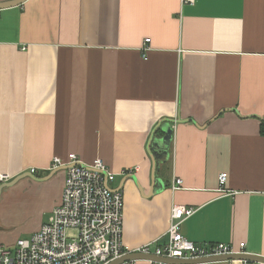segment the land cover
Listing matches in <instances>:
<instances>
[{
  "label": "crops",
  "instance_id": "obj_1",
  "mask_svg": "<svg viewBox=\"0 0 264 264\" xmlns=\"http://www.w3.org/2000/svg\"><path fill=\"white\" fill-rule=\"evenodd\" d=\"M166 119L175 121L157 171L163 188L145 197L147 145ZM262 119L264 0H26L0 9V174L45 176L54 156L69 153L101 159L119 176L111 189L124 179L128 249L163 243L172 207L183 205L194 208L179 226L187 239L244 242L264 256ZM26 178L45 185L52 215L64 171L16 183Z\"/></svg>",
  "mask_w": 264,
  "mask_h": 264
},
{
  "label": "built area",
  "instance_id": "obj_2",
  "mask_svg": "<svg viewBox=\"0 0 264 264\" xmlns=\"http://www.w3.org/2000/svg\"><path fill=\"white\" fill-rule=\"evenodd\" d=\"M148 41L149 38L145 39ZM61 167H64V183L60 202L52 210V218L28 238L17 239L13 248L0 244V264H107L132 252L177 259L245 252L244 242L236 249L228 243L198 244L183 236L179 226L194 213V208L183 205L172 207L163 243L157 240L128 249L122 240L123 196L121 190L109 186L115 173L101 159L85 162L75 153H69L65 159L54 156L48 169ZM226 175L224 172L219 175L220 185L224 184ZM8 179L7 174H0V183ZM181 182L180 178H175L172 188H178ZM241 262L252 264L247 260Z\"/></svg>",
  "mask_w": 264,
  "mask_h": 264
},
{
  "label": "rangeland",
  "instance_id": "obj_3",
  "mask_svg": "<svg viewBox=\"0 0 264 264\" xmlns=\"http://www.w3.org/2000/svg\"><path fill=\"white\" fill-rule=\"evenodd\" d=\"M118 179L119 176H116L111 185L116 184ZM9 189L0 196V232L5 239L4 245L13 248L17 239L30 236L37 223L48 222L52 218L49 210L51 198L46 194L44 184L29 178Z\"/></svg>",
  "mask_w": 264,
  "mask_h": 264
},
{
  "label": "water",
  "instance_id": "obj_4",
  "mask_svg": "<svg viewBox=\"0 0 264 264\" xmlns=\"http://www.w3.org/2000/svg\"><path fill=\"white\" fill-rule=\"evenodd\" d=\"M26 0H6L0 2V9L8 8L12 6H17L22 4ZM175 121L174 119H166L160 122L156 126V129L159 128L162 132V136H158L153 131L148 145V154L152 162V169H151V191L149 194H147L145 197L152 196L156 191H159L163 188L162 182L157 177V171L160 166V161L163 160L164 157L168 154V145L170 142L171 137V127L167 125V123ZM179 121H186V120H179ZM64 167L61 168H55L51 170L48 174L45 176L38 177L36 176L32 171H25L17 176H15L13 179L0 183V194L3 189L10 187L14 185L18 180H20L23 177L29 176L34 180L37 181H46L48 180L53 174H55L57 171L62 170ZM131 178L135 177L133 175ZM124 180V179H123ZM123 180H121L119 187H117L114 190H120L121 186L123 184ZM140 188V186H138ZM140 190V189H139ZM247 260L251 262H258V263H264V256L253 254L249 252H243V253H233L223 256H216V257H208V258H201V259H177V258H168V257H162L157 256L154 254H146L141 252H132L125 255H122L114 260H111L107 264H125L127 262H131L134 260H148V261H156L161 262L164 264H191V263H205V262H215V261H223V260Z\"/></svg>",
  "mask_w": 264,
  "mask_h": 264
},
{
  "label": "trees",
  "instance_id": "obj_5",
  "mask_svg": "<svg viewBox=\"0 0 264 264\" xmlns=\"http://www.w3.org/2000/svg\"><path fill=\"white\" fill-rule=\"evenodd\" d=\"M260 131H261V133L264 134V119L261 120V123H260Z\"/></svg>",
  "mask_w": 264,
  "mask_h": 264
}]
</instances>
